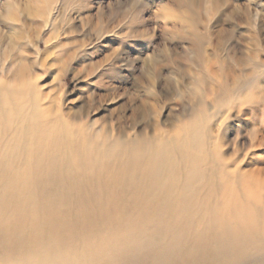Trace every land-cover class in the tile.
Returning <instances> with one entry per match:
<instances>
[{"label":"rangeland","instance_id":"obj_1","mask_svg":"<svg viewBox=\"0 0 264 264\" xmlns=\"http://www.w3.org/2000/svg\"><path fill=\"white\" fill-rule=\"evenodd\" d=\"M8 82L66 152L196 127L237 202L264 196V0H0Z\"/></svg>","mask_w":264,"mask_h":264},{"label":"bare ground","instance_id":"obj_2","mask_svg":"<svg viewBox=\"0 0 264 264\" xmlns=\"http://www.w3.org/2000/svg\"><path fill=\"white\" fill-rule=\"evenodd\" d=\"M4 84L0 264H264V196L237 202L218 159L189 148L196 127L170 142L74 138L67 153Z\"/></svg>","mask_w":264,"mask_h":264}]
</instances>
